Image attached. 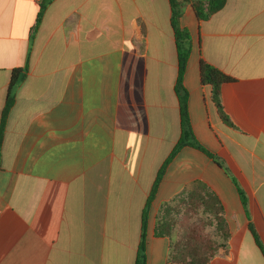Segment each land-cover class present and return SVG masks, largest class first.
Instances as JSON below:
<instances>
[{"label":"crops","instance_id":"crops-1","mask_svg":"<svg viewBox=\"0 0 264 264\" xmlns=\"http://www.w3.org/2000/svg\"><path fill=\"white\" fill-rule=\"evenodd\" d=\"M0 0V124L12 72L27 68L0 146V264H135L143 211L182 134L169 0ZM184 76L194 134L166 166L147 214V264L168 262L161 206L202 181L230 238L209 264H264V0H226L200 20ZM202 62L231 76L220 118ZM222 162L223 167L214 159ZM239 189L246 197L242 204Z\"/></svg>","mask_w":264,"mask_h":264},{"label":"trees","instance_id":"trees-1","mask_svg":"<svg viewBox=\"0 0 264 264\" xmlns=\"http://www.w3.org/2000/svg\"><path fill=\"white\" fill-rule=\"evenodd\" d=\"M171 5V27L174 32L177 52H178V77L175 85V92L179 100L182 134L180 140L174 147L173 152L166 160L165 164L158 172L152 190L149 193L146 206L143 211L142 236L138 245V252L135 264H147V214L151 202L154 200L160 183L165 175L166 166L173 157L184 147L191 146L209 156L210 155L198 142L190 119L189 112V92L184 84V76L188 66V61L192 53V37L187 28L181 25V18L191 3V0H169ZM51 0H43L37 16V24L41 21L42 15ZM208 9L204 10L199 2H193L196 14L200 20H206L212 15L221 11L226 4V0H207ZM27 68L15 69L12 72L9 84L8 98L0 124V146L2 144L5 124L10 108L13 106L15 97L14 91L23 78ZM202 81L209 85L212 90V101L214 102L220 118L227 125L233 126L229 117L224 112L221 99V89L223 85L232 83L234 79L215 68L214 66L202 62ZM220 166L223 164L214 158ZM239 189L242 204L246 208V197ZM155 235L158 237H168L170 246L168 250V262L180 264H209L221 249H226L230 238V230L224 205L218 195L204 182L194 181L186 186L170 202L164 203L156 217ZM258 249L264 255V249L259 241L253 225H249ZM211 241L213 246L208 250L202 242ZM208 243V242H207Z\"/></svg>","mask_w":264,"mask_h":264},{"label":"rangeland","instance_id":"rangeland-1","mask_svg":"<svg viewBox=\"0 0 264 264\" xmlns=\"http://www.w3.org/2000/svg\"><path fill=\"white\" fill-rule=\"evenodd\" d=\"M202 244H203V246H206L205 248L208 250L213 246V242H211V241H205V242H202Z\"/></svg>","mask_w":264,"mask_h":264},{"label":"built area","instance_id":"built-area-1","mask_svg":"<svg viewBox=\"0 0 264 264\" xmlns=\"http://www.w3.org/2000/svg\"><path fill=\"white\" fill-rule=\"evenodd\" d=\"M0 215H1V210H0Z\"/></svg>","mask_w":264,"mask_h":264}]
</instances>
